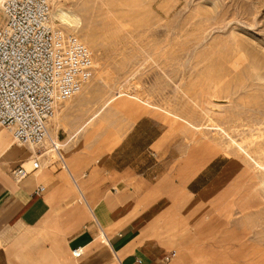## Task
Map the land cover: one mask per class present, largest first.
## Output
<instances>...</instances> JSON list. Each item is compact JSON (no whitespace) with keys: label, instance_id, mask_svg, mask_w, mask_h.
<instances>
[{"label":"rangeland","instance_id":"374dc122","mask_svg":"<svg viewBox=\"0 0 264 264\" xmlns=\"http://www.w3.org/2000/svg\"><path fill=\"white\" fill-rule=\"evenodd\" d=\"M50 4L95 60L49 124L71 172L93 154L161 186L171 264H264V0Z\"/></svg>","mask_w":264,"mask_h":264},{"label":"crops","instance_id":"0c3cea01","mask_svg":"<svg viewBox=\"0 0 264 264\" xmlns=\"http://www.w3.org/2000/svg\"><path fill=\"white\" fill-rule=\"evenodd\" d=\"M32 156L0 126V264L174 261H165L172 250L162 239L161 221L170 199L161 186L110 169L106 160L98 165L93 154L77 155L81 163L72 172L68 164L69 172L57 162L42 163L16 180L13 172Z\"/></svg>","mask_w":264,"mask_h":264},{"label":"built area","instance_id":"2783aa9c","mask_svg":"<svg viewBox=\"0 0 264 264\" xmlns=\"http://www.w3.org/2000/svg\"><path fill=\"white\" fill-rule=\"evenodd\" d=\"M0 13V126L16 145L36 150L30 167L21 165L13 175L20 181L39 171L45 145L69 172L49 124L59 104L75 98L91 80L94 54L75 35L53 25L50 0H0ZM80 255V250L73 252ZM175 257L171 252L165 261Z\"/></svg>","mask_w":264,"mask_h":264},{"label":"bare ground","instance_id":"6f19581e","mask_svg":"<svg viewBox=\"0 0 264 264\" xmlns=\"http://www.w3.org/2000/svg\"><path fill=\"white\" fill-rule=\"evenodd\" d=\"M64 22L66 21L64 18H63V16L62 17H60ZM123 95H119L118 97H116V98H114L113 100H112V102L114 101V100H116V99H118V98H120V97H122ZM111 102V103H112ZM110 104V103H109ZM94 120V118H91V120L87 123V124H90L92 121ZM86 124V125H87ZM3 128V127H2ZM84 128H85V125L84 126H82L79 130H78V132H77V134H76V136L80 133V132H82V130H84ZM5 129V128H4ZM54 132V131H53ZM49 133H50V131H49ZM53 134V133H52ZM54 134H56V133H54ZM50 135H51V133H50ZM59 145L61 146V148H64L65 146H66V144H62V143H60L59 142ZM23 147H27V146H23ZM30 149V148H29ZM36 150H32V149H30V152L31 153H34ZM48 151V150H47ZM62 152V151H61ZM51 153H54V152H52L51 150H49L48 152H46L45 151V153H44V156L45 155H49V154H51ZM57 157H58V155L56 154V153H54ZM63 155V154H62ZM49 159H50V157H49ZM53 159V158H52ZM65 159V158H64ZM49 161H51V160H49ZM65 162H66V160H65ZM28 164V163H27ZM66 165H67V162H66ZM67 167H68V165H67ZM68 169H69V167H68ZM102 233V232H101ZM103 236V235H102ZM105 236V235H104ZM107 238V237H106ZM107 240V239H106ZM109 242V241H108Z\"/></svg>","mask_w":264,"mask_h":264}]
</instances>
